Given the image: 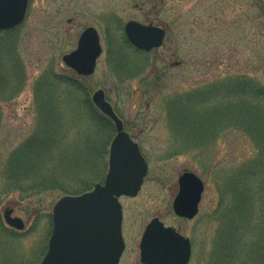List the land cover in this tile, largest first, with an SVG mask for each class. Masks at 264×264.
I'll use <instances>...</instances> for the list:
<instances>
[{
    "label": "rangeland",
    "instance_id": "obj_1",
    "mask_svg": "<svg viewBox=\"0 0 264 264\" xmlns=\"http://www.w3.org/2000/svg\"><path fill=\"white\" fill-rule=\"evenodd\" d=\"M130 20L166 29L161 47L148 54H135L139 59L148 58L150 67H155L150 75L162 77L159 88L145 86L149 81H143V77L121 82L113 74L108 39L113 40L110 33H117V43H123L122 27ZM90 26L99 31L104 51L95 73L81 77L65 65L62 57L76 48L80 34ZM11 47L13 51L3 52L7 73L23 75L24 82L15 86L13 78L4 86L0 83V264L41 262L52 230L53 207L64 195L61 187H47L37 193L7 192L9 158L36 135L42 122L41 105L51 99L63 116L56 122L59 126L54 136L66 139L60 151L67 160L74 150L80 156L86 141L108 151L116 128L112 121L103 120L106 116L92 102V94L100 88L149 164L138 195L121 198L126 250L120 264H141V237L155 217L191 239L193 255L189 264H214L216 258L219 264H236L232 253L225 258L221 251V237L231 240L234 235L235 217L233 211L222 206H229L233 200L229 197L221 203L227 186L219 173L236 174L259 155L255 140L223 120L220 130L211 136L210 165L202 162V156L194 158L193 152L175 154L166 101L170 95L208 86L227 95L233 84L248 80L264 88V0H30L23 24L0 33V50ZM15 62L20 64L21 72L11 69ZM222 95H216V103L224 98ZM263 99L260 106H264ZM89 101L96 110L90 109ZM249 101L253 104L258 99L252 96ZM103 160L107 170V153L101 156L102 164ZM54 165L57 163H46L41 175L56 176L69 190L81 188L72 185L71 178ZM185 170L196 172L206 186L199 214L192 220L176 216L172 208L178 178ZM30 188L25 183L23 190ZM5 210L20 217L25 227H9L4 220ZM223 217L227 219L224 222ZM243 231L245 241L236 250L242 252L240 264L249 243L257 236L264 239V230L247 225Z\"/></svg>",
    "mask_w": 264,
    "mask_h": 264
},
{
    "label": "trees",
    "instance_id": "obj_2",
    "mask_svg": "<svg viewBox=\"0 0 264 264\" xmlns=\"http://www.w3.org/2000/svg\"><path fill=\"white\" fill-rule=\"evenodd\" d=\"M110 36L113 40L108 39V49L111 52L109 60L115 77L121 82L143 77V81H149V83L146 82L145 86L151 89L153 87L154 89L159 88L158 86H161L163 79L160 75H150L155 73V67L153 65L150 67L149 59L135 57V54H145V52L134 49L125 36H121L123 43H117V33L116 35L110 33ZM131 49L136 52H131ZM11 50L13 51L12 47L0 50V83L2 86L14 79L17 82L15 86L23 85L24 82L23 75L7 73L3 52ZM10 53L13 56V52ZM11 69L14 72L22 71L20 64L16 62L13 63ZM231 91L227 90V95H222L209 86L203 87L187 93L170 95L166 105L168 110L167 121L170 120L171 130H173L172 148L175 150V154H182L183 151L193 152L194 158L202 156V162H209L208 165H210L211 154L208 152V148L209 143L213 140L211 136H215L217 130H220V123L223 120L233 123L236 129H243L255 140L254 145L259 155L255 156L249 163L244 164L236 174L229 176V173L226 172L219 173V177L224 175L227 186L221 203L226 202L229 197H232L233 200L229 206L226 204L222 206L224 210L229 208V211H233L235 217L234 235L231 240H224L221 237V251L226 254L225 258L232 253L234 255L233 263L240 264L239 255L242 252L239 251V253L236 250L237 245L245 241L242 231L247 225L258 231L264 230V106H260L259 103L260 99L264 98V88L248 80L241 85L233 84ZM217 94L224 97L220 103H216L214 99L219 98L216 96ZM252 96L258 99L256 103L252 104L249 101V97ZM234 97H236L235 100ZM89 105L91 110H96L90 101ZM40 111L42 122L38 132L26 140L8 160L6 171L8 187L6 191L37 193L46 190L47 187H58V189L61 187L64 195H76L90 190L95 183L105 177L106 169L104 160L103 164L101 162V156L105 153L108 154V151H104L103 146H95L92 141H86V146L80 152V156L77 150H74L71 159L67 160L65 153L60 151L64 143L67 142L66 139L54 136L59 126L56 122L63 118L60 114V108L51 99L41 105ZM1 118L0 111V121ZM103 120L111 123V120L106 119V117H103ZM200 149L202 153L198 152ZM46 163H57L53 167L70 177L72 185L81 188L69 190L70 187H65L56 176H42V170ZM227 178L231 179L227 180ZM25 183L29 184L30 190H23ZM234 203L236 205L233 207ZM225 220L227 219L223 217L222 222ZM226 235L230 236L231 233L227 230ZM259 237L257 236L252 241L253 244H251L252 242L249 243L248 250L244 251L242 264H264V239ZM217 262L219 264L216 258L214 264Z\"/></svg>",
    "mask_w": 264,
    "mask_h": 264
},
{
    "label": "water",
    "instance_id": "obj_3",
    "mask_svg": "<svg viewBox=\"0 0 264 264\" xmlns=\"http://www.w3.org/2000/svg\"><path fill=\"white\" fill-rule=\"evenodd\" d=\"M30 0H0V31L11 30L23 23ZM124 32L128 41L140 50L162 46L166 31L154 24L135 20L127 22ZM103 52L95 27H87L80 35L76 49L63 56L64 63L78 74L90 76ZM92 101L115 124L109 154V169L103 183L80 195H66L53 208V229L46 255L40 264H118L124 251L122 207L119 197L136 196L148 172V164L139 145L124 130L123 121L106 99L103 89ZM179 193L174 201L177 215L192 219L198 213L205 186L192 171L179 177ZM4 220L12 228L25 227L20 217L6 210ZM100 244V246H98ZM144 264H188L191 242L159 218L147 226L141 241Z\"/></svg>",
    "mask_w": 264,
    "mask_h": 264
},
{
    "label": "flooded vegetation",
    "instance_id": "obj_4",
    "mask_svg": "<svg viewBox=\"0 0 264 264\" xmlns=\"http://www.w3.org/2000/svg\"><path fill=\"white\" fill-rule=\"evenodd\" d=\"M122 30H123V35L122 36H125V34H124V26L122 27ZM177 194V193H176ZM176 196V195H175ZM121 198H123V197H121ZM174 200V199H173ZM172 205H173V201H172ZM124 211V210H123ZM123 224H124V219H123Z\"/></svg>",
    "mask_w": 264,
    "mask_h": 264
},
{
    "label": "bare ground",
    "instance_id": "obj_5",
    "mask_svg": "<svg viewBox=\"0 0 264 264\" xmlns=\"http://www.w3.org/2000/svg\"><path fill=\"white\" fill-rule=\"evenodd\" d=\"M29 8V7H28ZM27 16V15H26Z\"/></svg>",
    "mask_w": 264,
    "mask_h": 264
}]
</instances>
